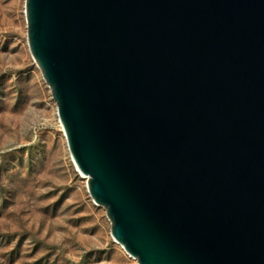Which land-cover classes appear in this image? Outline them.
I'll return each instance as SVG.
<instances>
[{
  "label": "water",
  "instance_id": "water-1",
  "mask_svg": "<svg viewBox=\"0 0 264 264\" xmlns=\"http://www.w3.org/2000/svg\"><path fill=\"white\" fill-rule=\"evenodd\" d=\"M69 155L137 264H264V0H25Z\"/></svg>",
  "mask_w": 264,
  "mask_h": 264
},
{
  "label": "rangeland",
  "instance_id": "rangeland-1",
  "mask_svg": "<svg viewBox=\"0 0 264 264\" xmlns=\"http://www.w3.org/2000/svg\"><path fill=\"white\" fill-rule=\"evenodd\" d=\"M24 1L0 0V264H137L69 155Z\"/></svg>",
  "mask_w": 264,
  "mask_h": 264
},
{
  "label": "bare ground",
  "instance_id": "bare-ground-1",
  "mask_svg": "<svg viewBox=\"0 0 264 264\" xmlns=\"http://www.w3.org/2000/svg\"><path fill=\"white\" fill-rule=\"evenodd\" d=\"M74 163V162H73ZM85 178H87V176H84Z\"/></svg>",
  "mask_w": 264,
  "mask_h": 264
}]
</instances>
